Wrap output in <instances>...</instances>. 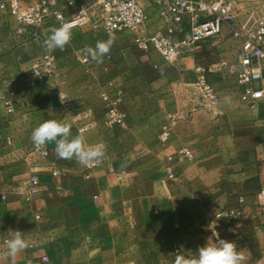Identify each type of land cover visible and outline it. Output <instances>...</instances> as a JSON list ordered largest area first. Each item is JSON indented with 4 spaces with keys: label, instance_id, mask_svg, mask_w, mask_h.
<instances>
[{
    "label": "crops",
    "instance_id": "0c3cea01",
    "mask_svg": "<svg viewBox=\"0 0 264 264\" xmlns=\"http://www.w3.org/2000/svg\"><path fill=\"white\" fill-rule=\"evenodd\" d=\"M58 8L68 17L74 13L65 0ZM165 24L151 9L147 31ZM60 26L51 16L18 32L8 13L0 23V264H176L175 247L194 256L207 240L199 237L202 232L212 236L211 217L241 196L246 203L239 234L223 227L222 238L236 241L251 264H264V204L258 195L264 185V97L242 102L236 81L219 71L221 62L236 57L234 40L201 41L170 64L157 50L136 46L132 34L115 33L97 62L86 49L107 41L108 32L71 28L70 42L49 51L44 41ZM46 53L55 56L58 69L31 86L27 75ZM198 65L217 88L218 104L192 91ZM103 91L122 98L125 125L108 123ZM5 99L14 103L12 113ZM82 105L94 115L78 122L73 110ZM53 119L71 124L72 137L103 145L97 167L60 159L54 143L47 144L46 155L36 149L33 129ZM85 122L91 127L82 131ZM165 124L172 132L168 142L161 140ZM184 146L195 158L177 166L172 177L166 158ZM31 175L39 176L40 193L27 200ZM18 231L28 246L12 257L7 240Z\"/></svg>",
    "mask_w": 264,
    "mask_h": 264
},
{
    "label": "built area",
    "instance_id": "2783aa9c",
    "mask_svg": "<svg viewBox=\"0 0 264 264\" xmlns=\"http://www.w3.org/2000/svg\"><path fill=\"white\" fill-rule=\"evenodd\" d=\"M60 1L36 0L25 4L24 0H0V23L5 13H8L18 23V32H22L24 27H40L47 18L54 16L62 26L68 25L69 29L88 26L93 30L104 29L111 34L130 33L136 46L143 50H157L170 64L176 63L183 54L194 51L195 45L201 41L228 36L235 42L236 57L221 62L219 71L224 78L236 81L242 102L254 104L264 97V10H258L253 5L245 8L242 0H147L148 5L143 0H65L68 7L74 9L72 16L68 17L64 10L58 8ZM151 9H157L166 22L164 27L153 33H149L146 27ZM180 34L184 37L175 40L174 37ZM84 60L88 61V57ZM2 66L0 60V71ZM57 69L55 56L46 53L39 65L29 72L27 80L31 86H36L45 75L55 74ZM196 70L198 90L204 98L218 104L219 92L209 81L204 67L198 65ZM61 97L63 100L68 99L66 95ZM101 97L108 123L125 125L126 112L120 107L122 98H112L107 91H103ZM5 105L9 113L14 111V103L10 99H5ZM73 114L78 122H82L92 118L94 110L82 105L75 107ZM90 127V122H85L81 130L86 131ZM171 134L170 126L163 125L161 140L168 142ZM35 147L41 154H47V145ZM194 158V151L187 146L170 154L166 158L170 175L173 177L177 166ZM98 165L99 162H93L87 167L93 169ZM40 186L39 176L31 175L25 198L31 200L38 195ZM258 195L264 204V185ZM245 203L246 196H241L237 204L211 217L209 224L214 231L216 226L220 237L223 227L232 235L239 234L238 225ZM36 217L41 219L40 214ZM175 251L177 253L180 249L175 247Z\"/></svg>",
    "mask_w": 264,
    "mask_h": 264
},
{
    "label": "clouds",
    "instance_id": "9594fccd",
    "mask_svg": "<svg viewBox=\"0 0 264 264\" xmlns=\"http://www.w3.org/2000/svg\"><path fill=\"white\" fill-rule=\"evenodd\" d=\"M50 31L51 35L44 41V47L49 51L63 49L72 38L68 25L55 27ZM114 40V35L109 33L107 41H98L95 47L87 48V54L97 62L102 61ZM71 127V124L63 120H48L33 129L31 140L37 147L54 143L55 152L60 159L75 157L83 166H91L93 162H99L104 155L103 145L90 146L83 135L72 137ZM211 229L212 236H209L206 242L195 250V255L191 257L178 255L176 264H244L246 256L238 249L236 241L220 237L216 226L215 231L212 227ZM27 246L26 240L19 231L7 240L8 254L12 257Z\"/></svg>",
    "mask_w": 264,
    "mask_h": 264
},
{
    "label": "rangeland",
    "instance_id": "374dc122",
    "mask_svg": "<svg viewBox=\"0 0 264 264\" xmlns=\"http://www.w3.org/2000/svg\"><path fill=\"white\" fill-rule=\"evenodd\" d=\"M243 1V5H244V7L246 8V7H249V6H251V5H253L256 9H258V10H264V0H242ZM117 33H121L123 36H126V34L127 33H125V32H117ZM121 34H119V35H121ZM126 37H129V36H126ZM226 38H228V36H225ZM221 38H223V37H221ZM229 38H231V37H229ZM216 39H220V38H216ZM232 39V38H231ZM233 40V39H232ZM192 88V91H195V93H200V91H198V89L197 88H195V87H191ZM175 175V174H174ZM203 233V236H199V237H201V238H208L209 236H210V234L207 232V230L206 231H204V232H202ZM244 254H247L248 252L247 251H245L244 249H243V251H242ZM188 254V253H187ZM189 255V254H188ZM190 256V255H189ZM244 264H251L250 262H248L247 261V259H246V261L244 262Z\"/></svg>",
    "mask_w": 264,
    "mask_h": 264
}]
</instances>
